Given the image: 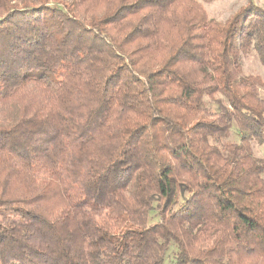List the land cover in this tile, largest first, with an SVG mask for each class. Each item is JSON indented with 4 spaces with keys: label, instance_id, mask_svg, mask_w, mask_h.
<instances>
[{
    "label": "trees",
    "instance_id": "1",
    "mask_svg": "<svg viewBox=\"0 0 264 264\" xmlns=\"http://www.w3.org/2000/svg\"><path fill=\"white\" fill-rule=\"evenodd\" d=\"M178 1L0 0V264H264V9Z\"/></svg>",
    "mask_w": 264,
    "mask_h": 264
},
{
    "label": "rangeland",
    "instance_id": "2",
    "mask_svg": "<svg viewBox=\"0 0 264 264\" xmlns=\"http://www.w3.org/2000/svg\"><path fill=\"white\" fill-rule=\"evenodd\" d=\"M68 2L71 0H67ZM108 0H88L86 4L78 2L82 17H91L94 13H100L107 5ZM258 6L264 9V0H255ZM247 5V0H215L213 2H204L202 0H179L170 12L154 11L156 21L159 23V31L162 37L173 32V28L181 24L185 17H204L214 19L225 23L233 17L240 8ZM243 67V76H258L264 80V67L258 55L252 51L248 54H241ZM259 95L264 98V88L259 90ZM238 141L236 134H232L226 141L227 143H236ZM253 154L256 158L264 159V144L262 146L254 145ZM51 183V182H50Z\"/></svg>",
    "mask_w": 264,
    "mask_h": 264
}]
</instances>
